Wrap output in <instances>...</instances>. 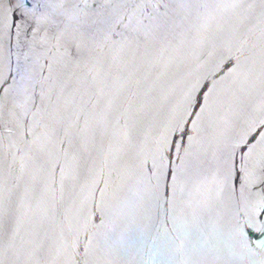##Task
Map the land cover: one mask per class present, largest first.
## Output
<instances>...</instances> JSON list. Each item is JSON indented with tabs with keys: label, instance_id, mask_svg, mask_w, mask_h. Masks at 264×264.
Here are the masks:
<instances>
[{
	"label": "water",
	"instance_id": "95a60500",
	"mask_svg": "<svg viewBox=\"0 0 264 264\" xmlns=\"http://www.w3.org/2000/svg\"><path fill=\"white\" fill-rule=\"evenodd\" d=\"M0 264H264V0H0Z\"/></svg>",
	"mask_w": 264,
	"mask_h": 264
}]
</instances>
